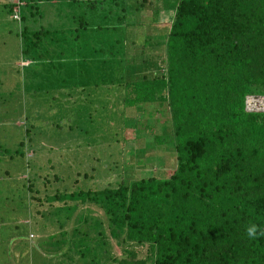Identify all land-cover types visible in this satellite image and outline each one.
I'll return each mask as SVG.
<instances>
[{
	"label": "trees",
	"instance_id": "trees-1",
	"mask_svg": "<svg viewBox=\"0 0 264 264\" xmlns=\"http://www.w3.org/2000/svg\"><path fill=\"white\" fill-rule=\"evenodd\" d=\"M94 1L98 2L91 0L89 5ZM109 1L116 9L118 0ZM7 4L11 11V3ZM161 7L168 21L157 41L165 53L161 72L151 70L143 47L121 55L116 52V63L107 64L101 54L104 46L115 47L126 40L156 44L154 34L140 33L139 27L133 28L139 23L129 17L124 20L126 6L116 14L122 20L106 26L121 29V35L107 40L106 33L101 34L90 51L100 53L95 64L105 61L106 78L107 68L117 72L106 81L120 84L123 106L136 101L166 103L173 168L162 177L141 175L114 185L57 190L47 196L48 206L61 200L54 207L65 209L69 216L76 203L94 202L118 243L147 245L149 264H264V235L260 234L264 232V110L244 107L246 95H264V0H171ZM20 32L26 34V27ZM48 32L41 27L31 31L36 38L32 44ZM99 70L96 73L104 72ZM86 217L95 227L94 242L107 244L103 229L96 228L101 218L83 215L82 219ZM253 225L256 238L247 235ZM76 233L78 229L69 231L73 237ZM90 237L85 233L75 239L80 244ZM131 250L124 252L129 255ZM97 253L90 252L94 264L98 262L92 256ZM132 262L121 259L116 264H136Z\"/></svg>",
	"mask_w": 264,
	"mask_h": 264
},
{
	"label": "rangeland",
	"instance_id": "rangeland-1",
	"mask_svg": "<svg viewBox=\"0 0 264 264\" xmlns=\"http://www.w3.org/2000/svg\"><path fill=\"white\" fill-rule=\"evenodd\" d=\"M90 1L0 0V264H94L93 250L99 252L92 256L98 264L121 259L149 264L147 245L118 243L99 205L78 202L68 216L65 209L55 208L63 201L51 206L46 201L57 190L114 185L141 175L166 176L175 164L166 103L136 101L123 106L120 84L106 81L117 72L107 68L106 78L105 61L95 64L100 53L90 51L101 34L112 40L122 32L106 26L120 20L116 14L126 6L124 20L139 23L133 28L139 27L140 33L154 34L156 44L126 40L104 46L101 54L107 64L116 63L118 54L143 47L151 70L161 72L165 53L157 41L168 22L161 5L171 0H118L116 9L109 0L92 6ZM16 5L18 19L12 16ZM81 24L88 26L78 27ZM23 26L26 34L20 32ZM40 27L49 32L34 45L31 31ZM99 68L104 72L96 73ZM261 100L246 107H259ZM154 133L161 134L159 139L152 137ZM16 148L20 152H13ZM83 215L101 218L96 228L103 229L107 244L94 242L95 227ZM71 228L78 229L75 237L86 233L91 239L79 244L69 234ZM128 248L129 255L124 252Z\"/></svg>",
	"mask_w": 264,
	"mask_h": 264
},
{
	"label": "built area",
	"instance_id": "built-area-1",
	"mask_svg": "<svg viewBox=\"0 0 264 264\" xmlns=\"http://www.w3.org/2000/svg\"><path fill=\"white\" fill-rule=\"evenodd\" d=\"M12 11H13V14H12L13 18L18 19V14H16V12L18 13V5H16V7L14 6ZM247 96H252V98L254 99L253 103L255 100H259V99L263 98L262 103L259 105V107H255L254 109L255 110H264V95H246L245 105L247 104L246 103ZM259 102H261V101H259ZM247 109H249V108H247Z\"/></svg>",
	"mask_w": 264,
	"mask_h": 264
},
{
	"label": "clouds",
	"instance_id": "clouds-1",
	"mask_svg": "<svg viewBox=\"0 0 264 264\" xmlns=\"http://www.w3.org/2000/svg\"><path fill=\"white\" fill-rule=\"evenodd\" d=\"M257 95V94H256ZM261 235H264V232H261L260 233ZM247 235L250 237V238H256L257 236V228L255 225L249 227L247 229Z\"/></svg>",
	"mask_w": 264,
	"mask_h": 264
},
{
	"label": "bare ground",
	"instance_id": "bare-ground-1",
	"mask_svg": "<svg viewBox=\"0 0 264 264\" xmlns=\"http://www.w3.org/2000/svg\"><path fill=\"white\" fill-rule=\"evenodd\" d=\"M253 98H252V96H247V99H246V103L248 104V105H250L251 103H253ZM257 103V102H256ZM262 103V100H261V102H260V104ZM254 106V105H253Z\"/></svg>",
	"mask_w": 264,
	"mask_h": 264
},
{
	"label": "water",
	"instance_id": "water-1",
	"mask_svg": "<svg viewBox=\"0 0 264 264\" xmlns=\"http://www.w3.org/2000/svg\"><path fill=\"white\" fill-rule=\"evenodd\" d=\"M244 107L247 109L246 105H244Z\"/></svg>",
	"mask_w": 264,
	"mask_h": 264
}]
</instances>
